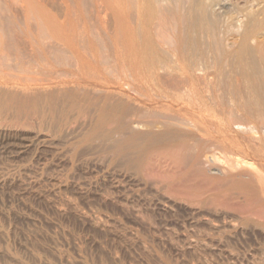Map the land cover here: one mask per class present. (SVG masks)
Masks as SVG:
<instances>
[{
	"label": "rangeland",
	"instance_id": "374dc122",
	"mask_svg": "<svg viewBox=\"0 0 264 264\" xmlns=\"http://www.w3.org/2000/svg\"><path fill=\"white\" fill-rule=\"evenodd\" d=\"M193 1L0 0V264H264L261 192L222 181L209 140L176 144L128 72L143 52L152 83L205 78Z\"/></svg>",
	"mask_w": 264,
	"mask_h": 264
},
{
	"label": "bare ground",
	"instance_id": "6f19581e",
	"mask_svg": "<svg viewBox=\"0 0 264 264\" xmlns=\"http://www.w3.org/2000/svg\"><path fill=\"white\" fill-rule=\"evenodd\" d=\"M199 1H193L190 4L188 16L201 15L205 78L197 76V69L189 65L182 71L183 79H175V77L172 80L162 79V81L160 76L155 75L161 82L156 79L157 82L152 83L150 79L154 73L151 76L149 72H153L161 66L159 56L146 59L143 52V55L140 53L137 57L132 55L127 59L128 72L135 73L140 81L144 80L141 82L142 92L139 95L151 104L158 103V107L167 117L162 127L167 129L171 137L173 135L174 140L178 139V142L175 141L176 144L180 143L188 147L191 143L188 144V138L195 142L200 136L209 140L211 164L223 165L218 166L221 169L217 167L214 169L218 173H225L222 181L232 180L241 185L243 190L245 189L244 194L250 187L261 192L262 198L260 196L258 201H255V207H252L253 209L250 211L259 219H264V193L262 190L264 189V58L263 55H259L258 49L252 45L253 41H251L260 34L264 35V0L245 1L244 7L234 5L235 10L230 8L232 6L230 2L235 0ZM256 3L260 6H258L259 8L255 6L254 8L259 10L254 11L251 7ZM229 21H235L237 26L240 24L234 43L227 41V36L235 31L230 28L232 23L229 25ZM207 30L209 37L207 42H204L203 40H206L204 32ZM173 44L176 46V55L186 51L178 40H175ZM195 56L191 58L195 59ZM211 59L213 62L209 64ZM78 60L80 61V59ZM138 64L140 66L136 68L135 65ZM133 66H135L134 69ZM154 113L153 119L155 120L158 111L155 116ZM187 114H190L191 117L188 118ZM180 128L184 130V133L182 132L184 138L180 137ZM189 151L191 152V150ZM253 193L255 194V192Z\"/></svg>",
	"mask_w": 264,
	"mask_h": 264
}]
</instances>
